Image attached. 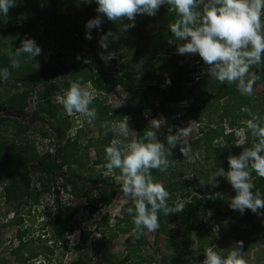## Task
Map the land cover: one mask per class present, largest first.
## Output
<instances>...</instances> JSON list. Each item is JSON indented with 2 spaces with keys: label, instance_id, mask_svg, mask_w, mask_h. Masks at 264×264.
<instances>
[{
  "label": "trees",
  "instance_id": "obj_1",
  "mask_svg": "<svg viewBox=\"0 0 264 264\" xmlns=\"http://www.w3.org/2000/svg\"><path fill=\"white\" fill-rule=\"evenodd\" d=\"M77 4L80 5L77 6ZM97 6L95 0H16V6L9 9L6 20L0 18V36L7 39V45L11 47L10 51H14L25 37H29L34 39L37 44L53 40L59 49L75 57L72 64L66 66L64 62L56 63L48 55L41 54L36 57L41 66L39 70H35L30 58L25 55L20 58L22 60L21 67L13 69L10 66L8 52L0 51V69L8 68L11 73V77L6 81L10 92L7 93V100L0 99V107L8 108L15 115L25 117L29 100L36 97L38 108L35 118L48 121L52 130L61 133L63 135V140L60 138L62 143L76 127L77 119L75 115L67 116L62 105H53L50 101L53 97H58V93L66 91L70 81L78 80L83 86L88 87L89 85L99 92L90 105V108L94 107L97 110V118L92 123H89L87 119L84 122L88 126L89 124L95 126L100 133L99 139L92 140L87 146H83L81 143L83 130L78 129L75 139H69L60 147L56 155L57 159L56 156L46 159V157L38 155L36 145L40 144L38 140L30 142L29 133L35 131L42 137H47L48 133L32 128L30 123L20 122L19 119L10 117L5 118L0 114V186L2 187L0 202H14L17 205L15 220L5 225L0 223V232L7 227L21 226L26 216L34 221L33 215L36 210H28L27 207L29 206L30 209L36 205L42 207L40 202L47 195L49 202L46 205L47 207L52 205L54 209L51 212V215H54V220L50 221L51 227L47 233H51L54 238L52 239L57 243L51 246L50 240L44 238L47 233L36 236V239H29L28 237L31 234L35 235V231L38 229L33 227H28L25 230L20 229L17 234L18 241L16 238L11 240V242L19 243L15 250H11V255L16 258V264H34L35 260L39 258H43L44 263L47 264L54 257L58 243L64 240L68 232L73 231L70 223L78 209L62 204L61 199L64 196L61 195L67 193L70 198H84L90 215L89 224L85 227L80 226L81 236L78 247L85 251H90L91 248L95 257L87 254V258L81 260L84 264H93L91 261L95 258L98 264H161L154 258L140 254V249L146 244L148 231L144 230L143 234L138 239L136 238L137 233L134 231L135 225L132 216L127 213V208L133 207V201L123 208L121 216L114 218L115 223H110L109 219L112 217L104 212L105 209L113 205L116 197H126L120 191L121 184L117 183L120 170L115 169L111 173L108 172V176L96 177L95 171L90 174L92 177L84 176L83 173L89 172L90 168L80 156L82 155L81 151L88 153L89 149L94 147L99 155L95 166L103 164L107 171L105 147L116 137L110 132L105 134L106 130L101 127L104 121H120L124 116L130 115L132 117L130 124L139 130L140 139L146 130L152 129L151 120L149 122L143 116V112L147 110L152 111L155 115H163L173 134L178 127L194 119L202 125L207 116L210 122L206 128L201 130V139L192 144L191 152L194 155L203 156L206 166L212 162V167L205 169L204 163L202 164L198 160V164L192 166L190 174L179 173L183 154L178 145L171 150L172 154L167 156L170 165L165 172L157 169L151 170L155 182L166 181L169 183L165 186L170 194L168 205L175 206L177 203L185 205V209L181 213L169 216L164 215L163 212L158 214L161 226L156 231L155 242L159 244L163 238L165 249L172 252V255L164 259L162 264H202L206 248L212 247L220 253V250L229 244H219L218 247H215L214 242L209 240L211 237L207 234L211 233L210 228L207 230L206 223L204 224L203 221L209 223L222 216L221 206L229 205L230 197H234L236 193L231 187L230 193L222 198L208 199L207 196L210 193H220V197L223 194L213 187L209 191L197 192L198 190L194 186L199 184L200 179L206 181L209 172L216 168L222 167L227 171L228 156H238L244 147L251 146L253 138L250 133L245 134V145L236 146L239 137L236 127L238 126L239 130L246 128L245 124H239L237 120L250 119L245 109H251L253 113L264 117V110L249 107L253 101L264 103V92L259 96L257 93L260 86L264 87V66L251 69L260 77L254 84L252 96L241 95L235 84L227 82L221 84L211 77L203 80L197 87L192 86L193 88L189 89L188 84L194 81L191 77L187 78V75L190 74L189 64L180 65L182 60L173 57L177 52L176 45L168 43V39L172 35L168 25L178 17L174 12L168 11L167 5L161 6L155 16L137 15L135 27L127 30H124L123 23H130V21L114 23L105 17L101 26L102 30L93 28L91 30L92 39L89 40L85 38L87 31L85 24L97 16L95 11ZM80 8L82 10H80L78 19H73L72 15L67 14V10H79ZM156 25L160 28L158 31L155 30ZM132 28L138 31L153 32V34L139 39ZM48 29H52V34L45 32ZM109 31L119 36L118 40L109 42V50L113 52L125 50L134 54L133 58H124L122 70L116 72V75L113 74V71L106 69L99 58L95 57V49L92 48V45L99 41L100 36ZM77 55L81 57L80 60H77ZM89 56L93 60L89 61L87 59ZM62 57L66 56L61 55L60 58ZM139 60L143 62H139ZM137 73H141L140 78H137ZM154 75H157L159 79L155 81L156 85L148 83L145 86L147 82L152 81ZM167 78H170L171 83L168 84L167 90L163 91L161 85L166 83ZM0 82L5 81L0 80ZM39 85H43L44 90L35 93L34 89ZM117 86L125 88L129 97L125 106L118 110H112L102 100L101 94L106 99L107 95L111 94ZM144 86L145 88H143ZM228 118L232 121L228 127L231 130L230 133L226 132L225 121ZM7 122H9V126L6 125ZM2 127L9 133L8 136L1 131ZM11 133L12 136H10ZM166 135L160 137L159 140L167 145ZM220 140L222 141L215 146V142ZM174 161L177 163L172 168ZM34 162L38 163L31 166ZM38 164H41L42 168H39ZM32 174L38 176V184L42 188L41 195L32 186ZM57 174L60 175L57 176ZM191 175H194L193 181L186 179ZM71 178L83 179L86 186L81 189L65 181ZM252 178L254 179L253 192H259L264 198V178L259 177L255 172L251 173ZM219 181L225 182L226 180L220 177ZM91 187L92 192H89L88 189ZM210 210H214L215 214L209 215L208 211ZM101 212L104 213L103 217L92 222V218H96V215ZM260 212L264 213V209ZM225 215L238 218L239 223L249 222L251 224L252 230L239 232L243 236L241 250L242 252L256 250L257 259L253 261V264H264V250L260 252L258 250L259 247L264 246V224H256L254 221L256 216L264 217V215L254 214L251 210H245L243 214L237 210H228ZM199 220H201V224L197 228L198 239L197 245L194 247L191 241V232ZM173 223L181 225L175 234L169 230V226ZM219 226L218 228H220ZM133 232L134 234L127 238V242L125 241L123 244L121 239ZM95 235H98L99 239L92 245L90 237ZM249 235H253L254 238L248 240ZM43 241H46V244H43ZM109 244L124 245L125 252L105 254L104 249ZM232 244L230 243V246ZM40 248L45 249L43 254H38ZM0 264H8V262L5 258L0 257Z\"/></svg>",
  "mask_w": 264,
  "mask_h": 264
},
{
  "label": "clouds",
  "instance_id": "obj_2",
  "mask_svg": "<svg viewBox=\"0 0 264 264\" xmlns=\"http://www.w3.org/2000/svg\"><path fill=\"white\" fill-rule=\"evenodd\" d=\"M95 2L98 5L95 9L97 16L85 24L86 39H92L93 28L102 30L101 26L105 17L114 23L130 21V23H123L124 30H127L135 27L137 15L155 16L161 6L167 5L168 11L174 12L178 17L168 25L172 34L168 43L176 45L177 53L198 54L207 66L209 77L221 84L225 82L235 84L241 95H253L254 84L260 77L251 69L264 66V19H262L264 18V0H95ZM15 6L16 0H0V18L6 20L9 9ZM118 39L119 36L112 31L100 36L99 44L104 51H101L99 55L105 62L115 56V53L107 52L109 42ZM41 54V47L29 37H25L14 51L7 53L11 68H20L22 64L20 58L26 55L30 58L35 70H39L41 66L36 60V57ZM80 59L81 57L77 55V60ZM10 77L8 68L0 69V80L6 82ZM166 83H171L170 78L166 79ZM57 96L64 113L68 116L78 113L86 117L89 123L97 118V110L94 107L90 108L93 103V94L80 81H70L69 88L58 93ZM32 102L37 106V98L29 100L28 108ZM245 110L250 119L243 122L246 128L241 129L240 135L243 137L246 133H250L253 138L251 146L244 147L238 156H228L227 171L222 167L216 168L209 172L206 181L200 179L199 183L201 186L207 184L215 188L219 186V178L225 177L236 193L230 201V207L233 210H238L241 214L245 210H251L254 214L264 215L260 212L264 209V198L259 192H253L254 185L251 183L252 172L264 178V117L253 113L251 109ZM131 120L132 117L128 115L120 121H104L101 127L106 130V135L110 132L114 137L120 135L127 137L128 124ZM157 121H151L152 129L146 130L139 140L133 139L125 143L119 138H113L105 147L107 171L111 173L115 169L120 170L119 178L122 180L120 191L124 196L131 197L133 201V207L127 208V213L132 216L137 239L144 230L148 232L159 230L161 225L158 214L160 212L169 216L181 213L185 209L183 203H177L175 206L168 205L170 194L162 183L153 180L151 170L165 172L170 165L167 156L172 154L171 150L178 145L183 156L189 157L191 148L186 138L191 134L192 129L189 125L177 129L173 134L172 129L169 128L166 145L158 139L157 130L161 125ZM45 132L48 133L47 137H42L39 133L36 136H41L45 140L51 137V133ZM41 143L45 144L44 141ZM236 145H245V140H238ZM39 147L40 145H36L37 153L43 156ZM190 178L186 177V179ZM65 195L69 196L67 193H62L61 196ZM207 198H220V193H210ZM51 212L45 215L39 210L38 216L35 212L34 221L26 216L19 227L24 230L28 227L38 228L35 235H45L50 231V221L54 220ZM16 214L5 223L8 216L6 214L5 219L0 223L10 224L15 220ZM26 220L30 225L25 223ZM109 222L115 223V220L109 219ZM45 236L44 238L50 240L51 246L57 243L50 233ZM242 248L243 241H237L228 250V255L222 257L212 247H208L204 251L205 259L202 264H246L242 257ZM50 262L57 264L55 255ZM34 264L45 263L41 258L35 260Z\"/></svg>",
  "mask_w": 264,
  "mask_h": 264
},
{
  "label": "rangeland",
  "instance_id": "obj_3",
  "mask_svg": "<svg viewBox=\"0 0 264 264\" xmlns=\"http://www.w3.org/2000/svg\"><path fill=\"white\" fill-rule=\"evenodd\" d=\"M80 4H77V6H79ZM80 10H82L81 8L75 9V10H67V14L72 15L71 17L73 19H78V17L80 16ZM264 19V18H262ZM159 26L156 25L155 26V30L158 31L160 28H158ZM1 28V27H0ZM52 28V27H49ZM44 29V28H42ZM132 30L135 31L137 38L141 39L144 38L146 36H149L151 34H153V32H148V31H138L135 30L134 28H132ZM154 30V32H155ZM46 33H51L53 32L52 29H48L45 30ZM52 34V33H51ZM41 49H42V54L48 55L50 57V59L52 61H56V63L58 62H64L66 64V66H69L70 64H72V62L75 60V57H73L72 55H70L69 53H67L66 51H62L61 49H59L58 45L56 42H54L53 40H50L49 42H44V43H39L38 44ZM92 48L95 49L94 51V55L95 57H98L99 60L104 64L105 68L108 70L113 71V74L116 75V72L121 71L122 67H123V61L124 58L129 59V58H133L134 54L129 53L127 51H120V52H113L110 49V44L108 46L107 52H111V53H115L114 58L108 60L107 62H105V60H102L99 53L101 51H104L99 44V41L95 42L92 45ZM11 50V47L7 45V39L3 38L2 36H0V51L1 52H9ZM66 56V57H62L60 58L61 55ZM107 54V53H106ZM173 57L177 58H182L183 60L180 61V65L186 66L189 64V71L190 74L187 75V78H193V83H189L188 84V88H193L197 87L201 82H203V80L207 79L209 77V75L207 74V66L204 64L202 58L196 54V55H180L177 52L173 55ZM164 58V57H163ZM87 59L93 60L92 57L90 58L87 57ZM167 59V58H165ZM139 62H143L142 60H139ZM151 65V64H150ZM141 77V73H137V78ZM158 76L154 75L152 81L147 82L145 86L151 83L154 84V86L156 85L155 81H158ZM158 84V83H157ZM6 85V86H5ZM145 86L143 88H145ZM161 89L163 91L167 90L168 84L167 83H163L161 85ZM89 90L92 92L93 97L97 95H99L98 91H96L94 88L90 87L88 85ZM44 90L43 85H39L34 89L35 93H39L42 92ZM9 86L6 84V82H0V99L1 100H7V93H9ZM264 92V87L260 86V88L258 89L257 93L258 96ZM129 97V93L128 91L121 87V86H117L114 91L107 95L106 99L104 95H101V98L103 101L106 102V105L111 108L112 110H118L120 108H122L123 106H125L127 104V98ZM256 100V99H255ZM263 100V99H262ZM51 104L53 105H60L58 97H53L51 99ZM239 103V102H238ZM185 106V105H184ZM183 106V107H184ZM249 107H257L260 110H264V103L261 104V102H254L249 105ZM38 108V106H36L33 102L31 103V105L29 106V108L26 110V116L25 117H21V116H17L14 113H12L11 111H8V108H3L0 107V114H2L3 116H5V118L10 117L11 119H19L20 122H26V123H30V125L32 126V128L34 129H41L43 131H50L49 129L50 126L48 125V121L45 122V120L43 119H38L35 118V110ZM209 113V111H208ZM34 114V115H32ZM153 114L152 111H145L143 112V116L146 119V115H150ZM78 118H77V125H75L76 127L73 128L72 132L70 135H74L76 134L78 129H82L83 130V134H81V143L83 146H87L89 143H91L92 140H97L100 138V133L99 130L93 126V125H86V123L84 122L86 120L80 115L78 114ZM34 116V118H33ZM152 120H158L157 122L161 125V127L157 130V135H158V139L162 136H165L167 131H168V124L166 122V119L164 118L163 115H155L153 114ZM151 117H149L150 119ZM149 119H147L149 121ZM239 122V124H244L243 122L245 121L244 119H239L237 120ZM150 122V121H149ZM209 118L207 119L206 116V121L200 125L198 124L197 120H192L188 123H184L183 125H181L179 128L182 127H188L189 125L191 126V134L186 138L188 140V143L190 145V148H192V144H194L198 139H201V130L207 127V124H209ZM231 119L228 118L225 121L226 124V132L230 133L231 130H229V126L231 124ZM7 126H9V122H7L6 124ZM129 125V130H128V135L127 137L120 135L116 138L121 139L123 142L128 143L131 142L133 139L138 140L140 133L139 130L131 125ZM78 127V128H77ZM240 128H238V126L236 127V130L238 132V140L240 139H244L245 140V136H241L240 132L241 130H239ZM52 130V129H51ZM1 131L5 134L6 136L9 135V133H7L4 128H1ZM52 132V138L54 140V142H57L59 145L61 142H59L62 138V134L59 133L56 130H52L50 131ZM37 133H33L30 132L29 133V137L31 139H29L30 142L32 141H36L37 140ZM78 135V134H76ZM10 136H12V133L10 134ZM9 136V137H10ZM61 138V139H60ZM183 139V138H182ZM237 140V141H238ZM220 141L215 142V146H217L219 144ZM18 143V142H17ZM237 146V145H236ZM239 147V146H237ZM84 148V147H83ZM37 150V149H36ZM40 151V150H39ZM82 158L85 162H87L88 164V168H90L89 172H84V176H91L90 174H93L95 171V175L100 176H108V171L105 170V168L103 167V164H100L98 166H95L99 155L96 151V149L94 147H91L88 151V153L85 151H81ZM39 154V153H38ZM57 154H55L56 156ZM41 156V155H40ZM45 157V156H42ZM47 158H52L50 156H47ZM46 158V159H47ZM56 159L58 158V156L55 157ZM198 160L205 166V169H208L210 167H212V162H210L207 166L205 165V161L203 156L201 157L200 155H194L191 151H190V155L189 157L185 158L184 156H182V160H181V164L179 168V173H185L190 174L192 166H194L195 164H198ZM177 163V161L172 162V168L175 167V164ZM93 169V172H92ZM202 169V168H201ZM78 170V169H77ZM60 174H57V176H59ZM92 177V176H91ZM191 178L189 179V181H193L194 180V175L190 176ZM224 180H226L225 182H220L219 181V186L215 187V190H218V192H221L223 195L220 197L222 198L223 196H225L226 194L230 193V189H231V184L227 181V179L225 177H223ZM71 179H73L71 181ZM69 179L68 183L74 186H77L78 188H84V180L83 179H79V178H71ZM117 183L122 184V180L120 178L117 179ZM251 183H254V179H251ZM162 184L165 186H167L169 183L166 181H162ZM197 184V183H196ZM32 186L35 188H38L37 183H36V179L33 180L32 182ZM90 187V186H89ZM197 188V192H201L202 190H207L209 191L212 187L209 185H204L201 186V184L199 183L198 185L194 186ZM39 188H41L39 186ZM2 190V187L0 186V191ZM70 190V188H69ZM92 187L88 189L89 192H92ZM43 197V196H42ZM48 196L45 195L42 198V207H37L33 206L31 209L28 206V210H36V213L38 216L39 211H43L45 215L50 214L51 211H53V206L52 205H47L49 202V199L47 198ZM233 197H230L229 202L231 201ZM62 204L64 205H71L72 207L74 206L75 208L78 209L76 215L74 216L72 223H70V226L73 228V231L68 232L65 235L64 240L62 241V243H58V246L56 247L55 250H57V252H55V256L57 259V264H84L81 260L87 258V254H91L94 255V251H90L91 253H89L90 251H85V249L79 248V243H80V236H81V229L80 226L85 227V225L89 224V211L86 207V200L84 198H80L77 199L76 197H74V199L70 198V196H64L62 199ZM132 202V199L129 197H116L114 203L112 206H110L109 208L105 209L104 212H107V214H109V216H111L114 220L115 217H119L121 216L122 210L123 208H125V206H127L128 204H130ZM56 206V205H55ZM228 210H233L230 207V203L229 205H222L221 206V212H222V216L217 217L216 220H212L209 223L203 221V223L206 225L207 230L209 229L211 231V233H207L209 235V237H211L209 240L214 242L215 247H218L219 244H228L227 247L222 248L220 250V255L223 256H227L228 255V250H230L235 242L237 241H241L243 236H241L239 234L240 231L242 230H252L251 228V224L249 222H243V223H239L238 222V218L232 216L229 217V215H225L226 212ZM238 211V210H237ZM17 212V205L14 202L11 203H5V202H0V222L3 221V219H5V215L7 214V220L5 221V223L8 221L9 218H11L13 215H15ZM104 213L101 212L100 214L96 215V218H92V222H94L93 220H99L101 219ZM209 215H214L215 211L214 210H210L208 211ZM26 216V215H25ZM35 217V215H33ZM54 216V215H53ZM254 221L256 224H264V217L262 216H256L254 218ZM49 224V223H48ZM91 224V222H90ZM201 224V220H199L195 225H194V230L191 232V241L194 247H196L197 245V239H198V232H197V228L200 226ZM220 225V226H219ZM180 223H173L172 225L169 226V230L170 232H172V234H175L178 230V228L180 227ZM218 226L220 228H218ZM222 226V228H221ZM20 229H23L21 227H17V226H11V227H7L1 230L0 234H1V245H0V257L5 258L8 262V264H16V258H14L13 256H11V250H15L18 246L19 243L17 242V234L20 232ZM24 230V229H23ZM51 234V233H50ZM133 233H131L130 235H127L125 238H122L121 240L124 242L126 241L127 238L131 237ZM37 235L31 234L28 238L29 239H36ZM52 236V234H51ZM155 236H156V231L155 232H148L147 233V240H146V244L140 249V254L147 256V257H151L154 258L156 261H159V263L162 264V262L164 261V259L168 258L169 256L172 255L171 251H168L165 249V242L164 239L161 238V241L159 242V244H157L155 242ZM256 237V235H255ZM17 239V241L11 242V240L13 239ZM53 238V237H52ZM225 238V239H224ZM248 240H252L254 238L253 235H249ZM264 238V237H263ZM54 239V238H53ZM99 239L98 235L92 236L90 237V242L92 245H94L95 241ZM105 242L107 241V239H104ZM100 241V240H99ZM127 242V241H126ZM43 244H46V241L42 242ZM230 243L232 244L230 246ZM246 244H248L246 242ZM259 252L264 250V246H261L258 248ZM45 251V249H39L38 254H43ZM122 252H125V247L124 245H113V244H109L106 246V248L104 249V253L105 254H122ZM95 257V255L93 256ZM242 257L245 259L246 264H253V261L257 259L256 256V250L249 252V251H243L242 252ZM41 258H39L40 260ZM43 260V258H42ZM89 261V259H87ZM93 264H98V261L95 259H92L91 261ZM33 264V263H32Z\"/></svg>",
  "mask_w": 264,
  "mask_h": 264
},
{
  "label": "built area",
  "instance_id": "obj_4",
  "mask_svg": "<svg viewBox=\"0 0 264 264\" xmlns=\"http://www.w3.org/2000/svg\"><path fill=\"white\" fill-rule=\"evenodd\" d=\"M99 94V93H98ZM101 95H103V94H101ZM98 95L96 94V96L94 97V98H96ZM58 100H59V98H58ZM61 105V104H60ZM73 115H75L76 116V119L78 118V113H73ZM68 116V115H67ZM72 116V115H71ZM82 116V115H81ZM84 119H85V117L84 116H82ZM146 117V119H149V117H151L149 120H151L152 121V118H154L153 117V115L152 114H150V115H146L145 116ZM87 119V118H86ZM81 129V128H80ZM50 131H52L51 129H49ZM50 131H48L49 133H52V132H50ZM78 133V131L76 132V134ZM70 134H71V132H70ZM70 134H68V136L64 139V142H62V143H60V145L58 144V143H56V142H54V140H53V138H52V136L51 137H49L48 139H43L41 136L37 139L38 140V142H39V144H40V151L43 153V154H46L47 152H49L50 151V148H54L53 150H51V152L54 154V153H58V151H59V149H60V147L61 146H63V144H65L66 143V141H68L69 139H75V137L77 136L76 134H74L73 136L72 135H70ZM42 141H44L45 142V144H43V143H41ZM59 142H61V141H59ZM72 199H74V198H72ZM14 216V215H13ZM12 216V217H13ZM25 223L27 224V225H30V224H28L29 222H28V220H26L25 221ZM52 244V243H51Z\"/></svg>",
  "mask_w": 264,
  "mask_h": 264
},
{
  "label": "flooded vegetation",
  "instance_id": "obj_5",
  "mask_svg": "<svg viewBox=\"0 0 264 264\" xmlns=\"http://www.w3.org/2000/svg\"><path fill=\"white\" fill-rule=\"evenodd\" d=\"M177 58H179V57H177ZM180 59L183 60L182 58H180ZM33 133L36 134L35 131H33ZM51 136H52V133H51ZM56 143H57V142H56ZM53 149H54L53 147L50 148V151L47 152V154L45 155L46 158H47V156H50V157L55 156L56 153L53 154V153L51 152V150H53ZM38 155L40 156V154H38ZM40 157H41V156H40ZM36 163H38V162H34V163H32L31 166L35 165ZM38 166H39V168H42V165H41V164H38ZM30 175H31V174H30ZM31 177H32V182H33L34 179H36V183H37V186H38V188H36V191H37V193H39V194L41 195V194H42V192H41L42 188H39L40 185L38 184V183H39L38 176L32 174ZM72 180H73V179H71V181H72ZM65 181H66L67 183L69 182L68 179H66ZM68 184H69V183H68ZM70 185H71V184H70ZM73 186H74V185H73ZM33 188H35V187H33ZM40 203H41L40 206H42V201H41Z\"/></svg>",
  "mask_w": 264,
  "mask_h": 264
}]
</instances>
